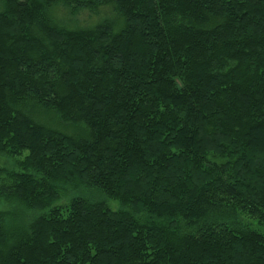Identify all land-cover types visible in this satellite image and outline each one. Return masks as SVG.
<instances>
[{
  "label": "trees",
  "instance_id": "16d2710c",
  "mask_svg": "<svg viewBox=\"0 0 264 264\" xmlns=\"http://www.w3.org/2000/svg\"><path fill=\"white\" fill-rule=\"evenodd\" d=\"M0 156V264H264V0H0Z\"/></svg>",
  "mask_w": 264,
  "mask_h": 264
},
{
  "label": "rangeland",
  "instance_id": "374dc122",
  "mask_svg": "<svg viewBox=\"0 0 264 264\" xmlns=\"http://www.w3.org/2000/svg\"><path fill=\"white\" fill-rule=\"evenodd\" d=\"M108 9H104L101 13H103L102 15H92L93 13L90 14V12H79L75 17H70L67 13V11H65L61 6L57 8V18L59 21H62V23L64 22L66 25H70L71 27L74 28H85V27H89L92 24L98 22L101 18L106 17V16H112V15H106L108 14ZM106 13V14H104ZM43 121L46 124L49 125H53L54 124V119L49 117V116H45L43 115ZM13 160L0 156V167H6V168H11L13 166ZM100 195L98 196V194H94V199H100ZM102 198V197H101ZM110 208L112 209H116L117 208V204L114 202H108ZM7 208V206H4V204H0V210H3Z\"/></svg>",
  "mask_w": 264,
  "mask_h": 264
}]
</instances>
